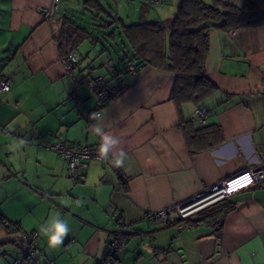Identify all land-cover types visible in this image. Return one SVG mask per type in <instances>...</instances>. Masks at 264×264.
<instances>
[{"label":"crops","instance_id":"0c3cea01","mask_svg":"<svg viewBox=\"0 0 264 264\" xmlns=\"http://www.w3.org/2000/svg\"><path fill=\"white\" fill-rule=\"evenodd\" d=\"M221 1L239 7L244 0ZM140 2L138 19L165 20L177 8V0H170L162 15L150 0ZM50 3L0 0V79L10 80V89L0 91V217L20 230L38 231L34 262L101 264L123 217L129 224L125 250L114 264H264V180L229 197L233 207L221 227L198 216L179 227L175 212L167 225L143 219L145 210L178 204L264 163V24L209 31L204 66L217 90L198 106L178 108L171 97L172 72L140 64L114 82L118 95L102 108L103 119L90 123L86 115L96 109V99L84 81L109 77L108 66L121 64L124 46L117 37L112 58L113 45L83 42L74 51L73 80L56 39L68 2L45 20L39 9ZM198 107L209 110L207 124L219 125L222 136L208 149L188 145L181 126ZM94 123L104 124L121 143L109 160H89L72 178L67 161L49 145L61 139L99 147ZM21 140L23 146L11 150ZM121 149L126 159L116 167L112 159ZM56 214L70 231L52 247L40 227ZM16 237L0 226L6 264L18 256ZM8 245L16 255L5 251Z\"/></svg>","mask_w":264,"mask_h":264},{"label":"trees","instance_id":"16d2710c","mask_svg":"<svg viewBox=\"0 0 264 264\" xmlns=\"http://www.w3.org/2000/svg\"><path fill=\"white\" fill-rule=\"evenodd\" d=\"M112 1L105 5L100 0H83L82 11L64 12L56 36L61 57L78 50L85 41L99 42L107 49L106 43L112 45L118 37L124 48L121 49L123 55L118 58L121 64L113 65L114 69L125 67L131 61L134 67L143 64L172 72L171 97L178 108L187 103L198 106L217 90L204 66L211 29L264 24V0H244L239 7L221 0H177L176 12L165 20L140 18L129 24L114 15L113 8L119 3ZM84 13H91L93 17L81 19L80 14L84 16ZM181 126L193 149H208L222 140L217 124L199 125L187 120ZM232 207L227 197L201 210L197 216L199 220L221 227L224 214ZM5 221L0 217V226L8 232L20 230L12 222L4 225Z\"/></svg>","mask_w":264,"mask_h":264},{"label":"built area","instance_id":"2783aa9c","mask_svg":"<svg viewBox=\"0 0 264 264\" xmlns=\"http://www.w3.org/2000/svg\"><path fill=\"white\" fill-rule=\"evenodd\" d=\"M59 1L51 0L49 6H43L39 9L45 20L55 18L59 12ZM162 0H150V6L162 4ZM65 72L70 75L73 80H78L74 74L77 55L75 52H70L61 58ZM109 77L102 78L96 76L90 80L84 81L93 91L96 99V109L92 113L101 114L102 108L108 104L114 97L118 95V90L113 87L114 82L119 80L125 73L135 71L134 63L128 61L125 67L115 70L113 66H108ZM10 89L9 78L0 79V91H8ZM91 114V113H90ZM90 114L86 115V120L92 122ZM210 112L204 107H198L195 110L191 121L203 125L207 123ZM50 148L67 161V171L70 177L77 178L79 171L86 168L89 160L105 161L98 153V147L88 146L77 143H67L61 139L51 143ZM110 159V156L107 160ZM264 180V163H258L248 166L229 177L222 179L209 186H204L200 191L192 197L175 205H170L157 210H145L143 219L147 222H155L161 225L170 223V213L175 212L178 217V226L184 225L187 220L195 218L198 213L209 207L210 205L230 197L237 191ZM119 229L114 233L109 241L108 253L106 259L101 264H114L118 257L125 250L126 235L129 224L125 218L121 217L119 221ZM4 225H9L7 221ZM38 231L32 230L29 232L19 230L17 237L14 239V245L18 251V256L14 258L10 264H27L33 259L39 245Z\"/></svg>","mask_w":264,"mask_h":264},{"label":"clouds","instance_id":"9594fccd","mask_svg":"<svg viewBox=\"0 0 264 264\" xmlns=\"http://www.w3.org/2000/svg\"><path fill=\"white\" fill-rule=\"evenodd\" d=\"M90 119L94 121H101L103 117L99 113H91ZM91 131L99 137L100 143L98 147L99 156L107 160L110 154L114 153V150L118 148L121 141L113 135L111 132L105 130V126L102 123H94L91 125ZM24 141L16 143V147H11V150L16 151V148L22 147ZM126 154L123 150H119L118 154L112 159V163L116 167H123ZM70 231L69 225L65 219L58 214L49 218L40 227L41 234L47 239L48 243L52 247L59 246L63 243L64 238Z\"/></svg>","mask_w":264,"mask_h":264},{"label":"rangeland","instance_id":"374dc122","mask_svg":"<svg viewBox=\"0 0 264 264\" xmlns=\"http://www.w3.org/2000/svg\"><path fill=\"white\" fill-rule=\"evenodd\" d=\"M68 2V5H67V8L66 10L68 11H71V12H80L82 11V7H83V0H66ZM103 4H107L109 3L111 0H100ZM141 0H119V5L117 8H113V11H114V15H117L119 17H122V19L124 20V23L125 24H129V23H133L135 21H137L138 17H139V12H138V8L140 7V2ZM71 2V4H70ZM169 2L170 0H167V3H163L161 5H158L156 6L155 8V11L157 13H161L162 15H164L165 13H163V9H166V8H169ZM64 4V0H60L59 2V8L60 6H62ZM112 4V2H111ZM171 7V6H170ZM172 8V7H171ZM152 12L153 11H148L145 13V17L149 18V15L152 16ZM80 17L81 19L83 18H86V20H89L91 17H93V15L91 13H84V16L80 14ZM163 18V17H162ZM146 20V18H145ZM117 43V44H116ZM116 43L112 44L113 45V48L115 50H110V53L112 55V58L114 57L115 58V55H116V50H117V47L118 45L120 46L119 44V40L116 38ZM11 245H8L6 247V250L5 251H9L11 254H14L16 255V249L11 246ZM2 250L0 252V264H6V260H3L2 257H1V254H2ZM36 259V254L34 255L33 259L29 260L27 264H36L34 261Z\"/></svg>","mask_w":264,"mask_h":264}]
</instances>
